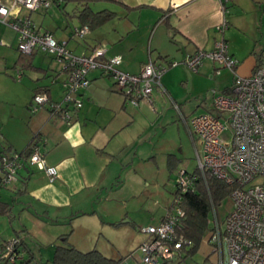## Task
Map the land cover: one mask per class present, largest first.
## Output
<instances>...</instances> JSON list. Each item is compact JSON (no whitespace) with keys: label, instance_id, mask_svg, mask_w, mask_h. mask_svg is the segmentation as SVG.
Segmentation results:
<instances>
[{"label":"crops","instance_id":"crops-1","mask_svg":"<svg viewBox=\"0 0 264 264\" xmlns=\"http://www.w3.org/2000/svg\"><path fill=\"white\" fill-rule=\"evenodd\" d=\"M83 2L55 0L47 9L30 12L21 8L19 13L29 15L40 31L64 40L75 53H88L96 45H103L106 50L102 59L120 55L118 68L130 73L139 72L149 58L160 63L181 61L197 49H211L221 36L238 60L240 75L253 71L257 54L264 58V0H89L87 5L92 11L106 9L114 14L89 28L84 38H78L72 36V28L80 25L77 14ZM67 5L71 6L70 12ZM223 20L227 26L220 33L217 27ZM17 41L18 32L0 22V72L3 67L16 65L38 70L24 81L22 76L18 80L4 72L7 78L23 82L13 95L0 96V102L13 106L9 113L0 111V153L5 149L25 150L33 137L43 138L41 150L56 174L50 178L35 165H28L27 171L21 169L18 178L0 190V242L21 236L23 259L17 261L19 264L25 258V263L31 260L30 264H47L55 246L64 244L80 251L93 247L108 258L118 259L104 252L106 246H96L99 241L93 244V233L106 225L126 229L122 226L128 222L127 208L135 191L128 185L126 192L117 191L118 197L116 190L124 188L121 175L131 181L140 179L129 166L132 156L140 152L142 137L150 134L144 115L155 109V104L229 90L232 72L208 58L195 72L179 63L162 74L163 91L154 90L151 104L142 101L133 105L124 101L112 78L92 69L88 72L89 85L81 92L82 106L73 121L65 123L52 117L46 108L31 112L28 107L32 95L39 91L60 99L66 73L57 66L37 67L33 58L40 51L29 55L30 65H25L23 61L28 57L19 52ZM201 109L211 111V99ZM167 157L165 165L170 170ZM163 216L164 212L159 221ZM78 232L92 238L78 239ZM64 234L68 235L67 241L59 238ZM135 235L139 237L127 251L135 249L142 239L137 231Z\"/></svg>","mask_w":264,"mask_h":264},{"label":"built area","instance_id":"built-area-1","mask_svg":"<svg viewBox=\"0 0 264 264\" xmlns=\"http://www.w3.org/2000/svg\"><path fill=\"white\" fill-rule=\"evenodd\" d=\"M53 1L0 0V22L18 32L19 52L29 55L40 51L51 55L61 64L59 71L66 73L61 81V98L51 99L46 91L36 92L29 103L31 112L46 108L52 117L72 122L82 106L81 92L89 85L88 72L92 69H99L102 75L112 78L124 101L133 105L142 101L151 104L154 90L163 91L162 74L179 63L195 72L204 58H208L232 72L228 92L213 94L212 110L190 119V131L199 144L196 172L178 170L173 200L166 213L158 225L142 230L146 237L135 250L137 264H174L180 258L182 247L190 246L177 232L185 216L182 196L195 190V179L205 172L235 185L230 192L233 207L223 223L215 209L212 223L208 219L207 242L211 253L217 255L216 264H264V58L249 75H240L236 69L238 60L221 36L214 40L211 49H197L181 61L160 63L149 58L139 72H125L118 68L120 55L102 59L106 50L103 45H96L88 53H75L64 40L54 38L48 31H40L29 15L19 13L21 8L30 12L47 9ZM223 9L225 11L224 6ZM226 26L223 20L217 30L222 33ZM89 31L87 25H76L72 36L81 38ZM215 72L218 73L219 68ZM21 76L22 72L17 69L15 78L19 80ZM43 143V138L35 139L26 155L17 151L0 154V190L9 187L18 178L19 171L28 165H35L50 178L55 176L56 168L46 163L41 150ZM21 242L19 235L0 242V264H15L23 259Z\"/></svg>","mask_w":264,"mask_h":264},{"label":"rangeland","instance_id":"rangeland-1","mask_svg":"<svg viewBox=\"0 0 264 264\" xmlns=\"http://www.w3.org/2000/svg\"><path fill=\"white\" fill-rule=\"evenodd\" d=\"M66 10L70 12L71 6L67 5ZM109 38H111V35ZM262 41H264V39H262ZM261 53L264 56V50ZM43 60H47L44 61V66L41 65ZM33 61L37 67L41 66V68L44 69H47L49 65L53 66V69L56 66L58 69L61 68V64L58 60L53 56L51 57V55H44L41 52L34 56ZM17 69L22 72L23 81L27 77L33 76V73L38 71L32 68H24L22 65H16L14 67L8 66L7 69L3 67V73L0 72V96L4 94L13 95L18 91V87L23 81L16 82L17 80L14 77L11 78L8 75L9 78H7L4 74V72H6L14 76ZM214 92L215 91L202 93L200 96L186 101L176 100L175 102H169L163 105L155 104L156 108H152L151 111L146 112L144 115L146 117L145 121H147L146 125L150 127V134L142 137L141 140L144 142L140 144V146L142 145L141 147L139 146L140 152L132 156L133 161L129 166V169H135L136 175H139L140 179L135 178L131 181L130 178H126L125 175L122 177L121 175V180L125 182V185L123 189L119 188L116 190V193L117 191L126 192V187L129 185V188L135 191L127 208L128 217L125 219H127L128 222L124 223V226H122L126 227V229L123 230V228H115L113 226L106 227V225L103 229L100 227L98 231L93 233V244L96 240L97 242L99 241L96 246H100L101 248L103 245L106 246L107 249H104V252L117 256L116 258L118 259L121 258L120 264H137L134 258L137 247L135 249H128V251L126 248L132 247L134 245V240L139 237L135 235L136 231L142 236V239L139 241L140 243L146 237V234L142 231L143 228L149 225L156 226L159 224L161 213H166L167 208L173 200L178 170L184 168L188 172L195 171L197 166L196 149L199 147V144L197 137L190 131L189 123L192 116L206 111L201 108L206 106L210 99L212 101ZM12 107L11 104L0 102V111L4 113L11 112ZM169 153L173 154L174 158L172 168L167 170L165 163L166 157L168 156L167 154ZM117 195L119 197L118 193ZM232 207L233 201L230 195L223 198L221 202L217 204L215 210L220 223H223L227 213ZM208 219L212 223V210L208 213ZM207 237L208 233L206 232L199 249L194 254L189 255L186 249H181L182 256L179 258L178 262L174 264H216L217 255L211 253V247L207 242ZM77 238L88 240V238L91 239L92 237L78 232ZM112 241L114 244H111ZM44 254L46 255V253ZM16 263L19 264V262ZM47 264H52V262L50 261Z\"/></svg>","mask_w":264,"mask_h":264},{"label":"trees","instance_id":"trees-1","mask_svg":"<svg viewBox=\"0 0 264 264\" xmlns=\"http://www.w3.org/2000/svg\"><path fill=\"white\" fill-rule=\"evenodd\" d=\"M74 1H79V3L82 2V0ZM83 1L82 8L77 14L80 25H87L89 28H94L109 20L114 14L113 11L106 9L94 12L87 5L89 0ZM29 55H25V57L28 58L23 61L25 65L28 66L31 62V57ZM262 59L261 55L257 54L254 67L258 66ZM223 92H228V90H224ZM37 138V136L33 137L25 150L17 152L26 155V151L30 144ZM5 151L13 150L5 149L3 152ZM173 158V154H168L169 169L172 168ZM193 172H196V169ZM194 184L195 190L186 192L182 196L181 205L185 210V216L181 220L179 229L177 230L180 235L190 242L189 247H182V249H186L189 255L197 252L205 233L209 229L208 213L210 210L215 209L217 204H219L223 198L230 195V192L235 187L234 184H227L225 181L215 177L209 172H205L203 175L198 174ZM67 236V234L60 235L59 238L63 241H67ZM22 244L21 242V245ZM179 256H182L181 250L179 251ZM27 259L28 258H25L21 261V264L25 263ZM30 261L28 260L25 264H30ZM120 261L121 258H108L95 248L88 251H80L70 244L56 245L51 258L52 264H120ZM176 262H178V260Z\"/></svg>","mask_w":264,"mask_h":264},{"label":"water","instance_id":"water-1","mask_svg":"<svg viewBox=\"0 0 264 264\" xmlns=\"http://www.w3.org/2000/svg\"><path fill=\"white\" fill-rule=\"evenodd\" d=\"M27 153H28V151H26V154H27ZM24 169H25L26 171L28 170L26 166L24 167Z\"/></svg>","mask_w":264,"mask_h":264}]
</instances>
